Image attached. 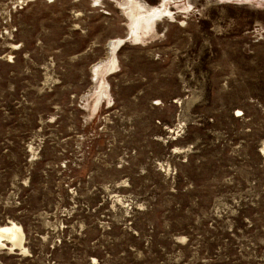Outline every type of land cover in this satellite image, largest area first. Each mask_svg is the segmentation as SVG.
I'll return each mask as SVG.
<instances>
[{
	"label": "rangeland",
	"instance_id": "374dc122",
	"mask_svg": "<svg viewBox=\"0 0 264 264\" xmlns=\"http://www.w3.org/2000/svg\"><path fill=\"white\" fill-rule=\"evenodd\" d=\"M134 1L0 0V264H264V1Z\"/></svg>",
	"mask_w": 264,
	"mask_h": 264
},
{
	"label": "bare ground",
	"instance_id": "6f19581e",
	"mask_svg": "<svg viewBox=\"0 0 264 264\" xmlns=\"http://www.w3.org/2000/svg\"><path fill=\"white\" fill-rule=\"evenodd\" d=\"M114 1H116V3H118L120 6L125 7L126 15L129 18L128 22L133 27L131 28L130 33H128V36L125 39L123 40L119 39L112 44L111 55L116 50L117 45L121 44L122 42H124V40H126L132 35L136 36L137 35L136 31L139 27L144 26L145 28V27H149L150 25L152 26L154 22L163 18V15L167 13L164 9L165 7L163 6V4L154 7L150 10L141 11L143 10V8L140 5H137V3L134 0H114ZM229 1L240 2L244 0H229ZM248 1H257L258 3V2H263L264 0H248ZM113 62L114 61H112V65H110V68L113 66ZM104 96H106V90L101 88L96 95L97 103H99ZM3 238L10 240L11 249L15 247H21L23 234L20 226L16 225L15 223H10L9 225L0 227V240H2Z\"/></svg>",
	"mask_w": 264,
	"mask_h": 264
}]
</instances>
